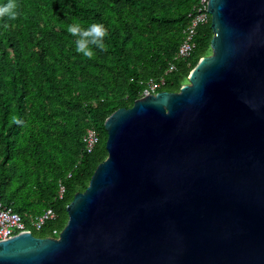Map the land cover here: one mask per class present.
Instances as JSON below:
<instances>
[{
    "label": "water",
    "instance_id": "1",
    "mask_svg": "<svg viewBox=\"0 0 264 264\" xmlns=\"http://www.w3.org/2000/svg\"><path fill=\"white\" fill-rule=\"evenodd\" d=\"M207 11L188 82L112 111L65 225L0 239V264H264V0Z\"/></svg>",
    "mask_w": 264,
    "mask_h": 264
},
{
    "label": "trees",
    "instance_id": "2",
    "mask_svg": "<svg viewBox=\"0 0 264 264\" xmlns=\"http://www.w3.org/2000/svg\"><path fill=\"white\" fill-rule=\"evenodd\" d=\"M198 1L17 0V19L0 20V198L23 217L54 209L35 235L58 234L66 205L106 157V117L131 106L149 79L164 78L157 91L178 90L209 52L210 18L197 24L189 55L176 58ZM74 21L104 24L107 51L77 54L67 32ZM12 115L23 124L10 123ZM90 128L98 140L87 150Z\"/></svg>",
    "mask_w": 264,
    "mask_h": 264
},
{
    "label": "built area",
    "instance_id": "3",
    "mask_svg": "<svg viewBox=\"0 0 264 264\" xmlns=\"http://www.w3.org/2000/svg\"><path fill=\"white\" fill-rule=\"evenodd\" d=\"M207 3L208 0H199L193 6L192 11L188 13L189 22L184 29L183 37L176 51V58L189 55L195 47L194 35L197 24L207 22L210 18V13L207 11ZM173 68L174 63L170 61L168 70ZM164 81L163 77L159 80L149 79L142 91V95L155 93ZM83 140L87 150H90L97 142L98 135L94 129L90 128L84 134ZM64 190L65 187L60 185L59 197L63 196ZM56 216L57 214L54 209L47 207L40 213L29 214L23 217L11 205L4 203L0 198V239L9 237L17 232L32 230V228L40 230L47 220L54 219Z\"/></svg>",
    "mask_w": 264,
    "mask_h": 264
},
{
    "label": "clouds",
    "instance_id": "4",
    "mask_svg": "<svg viewBox=\"0 0 264 264\" xmlns=\"http://www.w3.org/2000/svg\"><path fill=\"white\" fill-rule=\"evenodd\" d=\"M18 14L17 0H7V3L0 0V20L5 18L16 20ZM67 32L76 37V53L87 59L95 58L96 50L107 51L105 39L109 33L102 23H92L85 28L79 21H74L72 24L67 25ZM10 123L23 124V121L18 116L12 115Z\"/></svg>",
    "mask_w": 264,
    "mask_h": 264
},
{
    "label": "rangeland",
    "instance_id": "5",
    "mask_svg": "<svg viewBox=\"0 0 264 264\" xmlns=\"http://www.w3.org/2000/svg\"><path fill=\"white\" fill-rule=\"evenodd\" d=\"M210 53H211V48H210L209 52H208L207 54H205V55H208V54H210ZM186 82H188V79L184 80L183 83H186Z\"/></svg>",
    "mask_w": 264,
    "mask_h": 264
}]
</instances>
